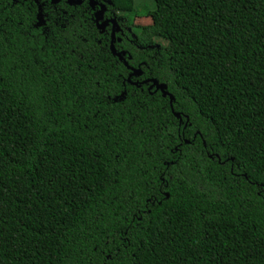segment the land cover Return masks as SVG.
I'll list each match as a JSON object with an SVG mask.
<instances>
[{
    "label": "trees",
    "instance_id": "obj_1",
    "mask_svg": "<svg viewBox=\"0 0 264 264\" xmlns=\"http://www.w3.org/2000/svg\"><path fill=\"white\" fill-rule=\"evenodd\" d=\"M108 1L130 82L87 4L0 0V264H264V0Z\"/></svg>",
    "mask_w": 264,
    "mask_h": 264
},
{
    "label": "flooded vegetation",
    "instance_id": "obj_2",
    "mask_svg": "<svg viewBox=\"0 0 264 264\" xmlns=\"http://www.w3.org/2000/svg\"><path fill=\"white\" fill-rule=\"evenodd\" d=\"M15 1L16 0H12V2H15ZM32 1L33 2L35 1L37 7H39L41 5L40 4V0H32ZM55 1L56 0H43V6L47 5L46 3H51L52 5H57V4H60L62 2H65L68 5H83V4H87L92 9V14H93V17H94V21H95L96 27H97V20L99 21L100 24H102L104 22H107L104 31H107V33L109 34V36H110V44H111V42H113L114 47H115V42L122 41L121 40L122 37L125 36V30H128L127 29L128 27H125L124 19L121 16V12L119 10H114L113 12L112 11L108 12L107 5L110 3L108 0H92V1L91 0H80L81 1L80 4H76V2L78 0H59V2H57V3ZM103 7L105 8L103 14L101 16H99L98 19H96V17H95L96 13L98 11H101L103 9ZM114 20L116 22L115 27L113 25V21ZM113 31H114V38L112 40V32ZM118 35H120V36H118ZM119 52L126 53V51H124L122 49ZM117 53H118V51H117ZM121 60L124 62V64L129 69H131L130 66L128 65L127 61L124 58H121ZM145 80H147V79H145ZM149 85H151V84H149Z\"/></svg>",
    "mask_w": 264,
    "mask_h": 264
},
{
    "label": "water",
    "instance_id": "obj_3",
    "mask_svg": "<svg viewBox=\"0 0 264 264\" xmlns=\"http://www.w3.org/2000/svg\"><path fill=\"white\" fill-rule=\"evenodd\" d=\"M91 1H92V0H91ZM55 2L57 3V2H59V0H56ZM80 2H81V1L78 0V1L76 2V4H80ZM104 10H105V8L103 7V9H102L101 11H98V12L96 13V15H95L96 19H98V17L101 16V15L103 14ZM106 24H107V22H104V23L100 24L99 21L97 20V28H98V30H99L100 32H103L104 29H105V27H106ZM113 25H114V27H115V25H116L115 20L113 21ZM113 38H114V31L112 32V40H113ZM111 50H112L113 54H115V55H117L118 57L122 58V55L116 52V49H115V47H114L113 42H111ZM122 54H125V53H122ZM131 70H132V73L130 74V76H129V78H128V81H129V82L131 81L130 78H131L132 76H141V75H142V71H141V69H139V68H131ZM147 83H151L149 89H152V88L155 87L157 90L162 91L163 94H164L165 96H166V95L169 96V98H170V105H171V108H172V111H173V101H174V97H173L172 94H170V93L166 90V89H167V86H166L165 84H163V83H159L156 79H147V80H144V81L142 82V84H147ZM135 84H136V83H135ZM174 115L177 116V117H180V116H181L179 113H175V112H174Z\"/></svg>",
    "mask_w": 264,
    "mask_h": 264
},
{
    "label": "rangeland",
    "instance_id": "obj_4",
    "mask_svg": "<svg viewBox=\"0 0 264 264\" xmlns=\"http://www.w3.org/2000/svg\"><path fill=\"white\" fill-rule=\"evenodd\" d=\"M135 1V7H136V10L140 11L141 13L143 12H147V11H150V10H153L155 8V2L154 0H134ZM125 7V6H123ZM123 7H119L117 6V8L119 10H124ZM117 9V10H118ZM143 20V19H142ZM139 22L137 23H142L140 20H138ZM143 23L145 24H149L150 23V19H144L143 20ZM166 44V43H165ZM168 46V50L169 51H178L179 50V43H170Z\"/></svg>",
    "mask_w": 264,
    "mask_h": 264
}]
</instances>
